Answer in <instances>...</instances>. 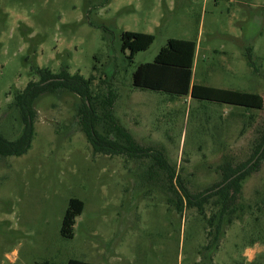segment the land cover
Listing matches in <instances>:
<instances>
[{
    "label": "rangeland",
    "instance_id": "374dc122",
    "mask_svg": "<svg viewBox=\"0 0 264 264\" xmlns=\"http://www.w3.org/2000/svg\"><path fill=\"white\" fill-rule=\"evenodd\" d=\"M122 33L155 40L132 58ZM171 38L196 44L193 82L264 97V0H0V133L22 134L15 96L39 80L37 69L68 66L93 77L100 133H108L102 105L112 94L114 115L137 142L164 153L192 193L207 191L262 143L264 109L134 87L137 66ZM83 106L77 93L44 92L31 148L0 156V264H264V159L243 181L218 248L207 250V219L197 208L178 211L153 157L94 151ZM72 197L85 206L66 238Z\"/></svg>",
    "mask_w": 264,
    "mask_h": 264
},
{
    "label": "trees",
    "instance_id": "16d2710c",
    "mask_svg": "<svg viewBox=\"0 0 264 264\" xmlns=\"http://www.w3.org/2000/svg\"><path fill=\"white\" fill-rule=\"evenodd\" d=\"M155 40L154 35L134 33L121 35L122 51L130 50L131 56L150 48ZM196 44L191 41L171 38L167 46L154 61L142 63L133 72V86L140 89L167 92L176 96H191L201 100L227 103L247 108L264 109V97L261 94L234 89L219 88L211 85L193 82ZM251 57V48L248 52ZM38 81H30L27 86L15 96V105L20 110L24 124L22 134L15 140H10L0 133V156H22L32 146L36 131V111L34 104L44 92L68 90L77 93L84 99V106L79 111L82 129L95 152L112 154L126 153L131 157L151 156L155 164L165 171V178L170 180L168 188L176 195L171 202L176 203L179 212L185 208H197L199 214L208 221L209 235H213L207 250L218 248L223 233L225 216L232 222V215L236 212V204L240 198L243 181L252 172L258 170L260 161L264 159V132L262 143L254 150L252 157L237 166L229 165L225 170L222 181L212 188L200 193H192L173 165H169L164 153H156L153 149L141 146L131 132L125 128L113 113L114 96L112 94L103 101L104 121L107 123L108 133L102 134L97 130L98 116L93 103L91 84L93 77L85 78L80 73H70L68 66H63L58 73L51 69H37ZM111 135L116 138L113 139ZM121 142V143H120ZM150 151L153 153L149 154ZM157 154V155H156ZM258 157L252 165L253 160ZM209 192V193H207ZM85 203L78 197H72L66 209L60 233L63 237L73 238L76 219L83 213ZM211 206L214 211L207 215L206 207ZM34 264H56L50 261ZM67 264H94L82 259L72 258Z\"/></svg>",
    "mask_w": 264,
    "mask_h": 264
}]
</instances>
